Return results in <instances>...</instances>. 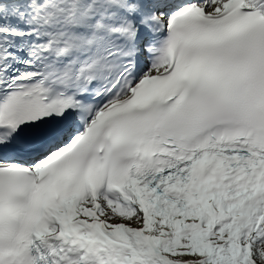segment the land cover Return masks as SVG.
Segmentation results:
<instances>
[{
	"label": "snow or ice",
	"instance_id": "6c2138e0",
	"mask_svg": "<svg viewBox=\"0 0 264 264\" xmlns=\"http://www.w3.org/2000/svg\"><path fill=\"white\" fill-rule=\"evenodd\" d=\"M0 264H264V0H0Z\"/></svg>",
	"mask_w": 264,
	"mask_h": 264
}]
</instances>
